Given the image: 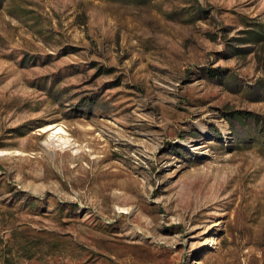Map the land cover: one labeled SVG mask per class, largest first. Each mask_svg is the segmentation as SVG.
<instances>
[{
    "label": "rangeland",
    "instance_id": "obj_1",
    "mask_svg": "<svg viewBox=\"0 0 264 264\" xmlns=\"http://www.w3.org/2000/svg\"><path fill=\"white\" fill-rule=\"evenodd\" d=\"M247 29L264 0H0V264H264Z\"/></svg>",
    "mask_w": 264,
    "mask_h": 264
},
{
    "label": "trees",
    "instance_id": "obj_2",
    "mask_svg": "<svg viewBox=\"0 0 264 264\" xmlns=\"http://www.w3.org/2000/svg\"><path fill=\"white\" fill-rule=\"evenodd\" d=\"M245 33L247 34L245 36V40L247 41H252V40L261 41L264 39V31L262 29H247ZM238 50H242V49H238ZM8 260H9L8 257H5L4 264H7Z\"/></svg>",
    "mask_w": 264,
    "mask_h": 264
},
{
    "label": "bare ground",
    "instance_id": "obj_3",
    "mask_svg": "<svg viewBox=\"0 0 264 264\" xmlns=\"http://www.w3.org/2000/svg\"><path fill=\"white\" fill-rule=\"evenodd\" d=\"M210 242H211V241H210ZM210 242H209V243H210ZM213 243H214V242H213ZM210 244H211V243H210ZM203 246H204V245H203Z\"/></svg>",
    "mask_w": 264,
    "mask_h": 264
}]
</instances>
